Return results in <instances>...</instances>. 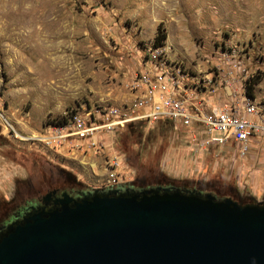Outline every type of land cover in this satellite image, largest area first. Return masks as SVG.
<instances>
[{"label": "rangeland", "instance_id": "1", "mask_svg": "<svg viewBox=\"0 0 264 264\" xmlns=\"http://www.w3.org/2000/svg\"><path fill=\"white\" fill-rule=\"evenodd\" d=\"M160 24L168 59L204 72L226 67L222 50L235 47L262 69L264 93V0H0V216L51 181L110 189L114 157L121 186L264 201L262 146L245 159L231 145L194 151L188 129L168 119L63 136L76 116L99 126L142 113L134 80Z\"/></svg>", "mask_w": 264, "mask_h": 264}, {"label": "water", "instance_id": "2", "mask_svg": "<svg viewBox=\"0 0 264 264\" xmlns=\"http://www.w3.org/2000/svg\"><path fill=\"white\" fill-rule=\"evenodd\" d=\"M56 204L0 235V264H264V201L160 185Z\"/></svg>", "mask_w": 264, "mask_h": 264}, {"label": "built area", "instance_id": "3", "mask_svg": "<svg viewBox=\"0 0 264 264\" xmlns=\"http://www.w3.org/2000/svg\"><path fill=\"white\" fill-rule=\"evenodd\" d=\"M161 47L154 46L151 61L138 71L134 80V89L142 92L137 104L141 114L99 126L91 114L90 125L89 120L76 116L75 122L65 127L67 132L63 136L92 139L99 129L116 131L133 119L148 122L168 119L188 129L194 151L213 145L225 149L231 145L235 156L245 159L252 146L264 148V93L256 91L257 84L251 88L261 68L246 66L240 51L230 47L222 50L226 67L217 65L194 72L184 62L168 59ZM119 164L118 157L108 161L106 188L121 186Z\"/></svg>", "mask_w": 264, "mask_h": 264}, {"label": "flooded vegetation", "instance_id": "4", "mask_svg": "<svg viewBox=\"0 0 264 264\" xmlns=\"http://www.w3.org/2000/svg\"><path fill=\"white\" fill-rule=\"evenodd\" d=\"M160 185L174 186L171 184H159L157 186ZM133 188L135 187L133 186ZM84 192L85 191L80 190L78 187H76L72 183L69 184L68 182L64 183L51 181L45 187H38L37 194H29L24 200L20 201L19 203L17 202V207L13 205L14 208L10 207L5 211L4 215L0 216V235L10 225L22 221L25 216L35 210H38L40 208H45L46 210L55 209L58 206L56 204L57 201L64 198V193H67L69 196L80 197ZM215 196L220 199L218 195Z\"/></svg>", "mask_w": 264, "mask_h": 264}, {"label": "trees", "instance_id": "5", "mask_svg": "<svg viewBox=\"0 0 264 264\" xmlns=\"http://www.w3.org/2000/svg\"><path fill=\"white\" fill-rule=\"evenodd\" d=\"M166 39H167V32L164 29L163 25L160 24V26L158 27L157 34L153 41V46L155 47L163 46L165 44ZM260 79L261 77H257L256 79H254L253 83L251 84V88H253L254 84H258L260 82Z\"/></svg>", "mask_w": 264, "mask_h": 264}, {"label": "bare ground", "instance_id": "6", "mask_svg": "<svg viewBox=\"0 0 264 264\" xmlns=\"http://www.w3.org/2000/svg\"><path fill=\"white\" fill-rule=\"evenodd\" d=\"M19 135H20V134H19ZM20 136H22L23 138H25V137L27 138V136H23L22 134H21ZM22 137H21V138H22ZM38 138H39V137H38ZM29 139H31V138H29Z\"/></svg>", "mask_w": 264, "mask_h": 264}, {"label": "crops", "instance_id": "7", "mask_svg": "<svg viewBox=\"0 0 264 264\" xmlns=\"http://www.w3.org/2000/svg\"><path fill=\"white\" fill-rule=\"evenodd\" d=\"M264 193V190L262 191ZM253 197V196H252ZM255 198V197H254Z\"/></svg>", "mask_w": 264, "mask_h": 264}]
</instances>
